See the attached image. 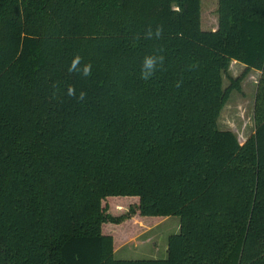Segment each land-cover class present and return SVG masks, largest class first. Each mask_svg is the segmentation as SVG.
Wrapping results in <instances>:
<instances>
[{
  "label": "trees",
  "instance_id": "obj_1",
  "mask_svg": "<svg viewBox=\"0 0 264 264\" xmlns=\"http://www.w3.org/2000/svg\"><path fill=\"white\" fill-rule=\"evenodd\" d=\"M200 15V0H0V264H264V0H219L217 30ZM233 61L262 72L243 145L218 125ZM171 216L166 259H115L105 224Z\"/></svg>",
  "mask_w": 264,
  "mask_h": 264
},
{
  "label": "rangeland",
  "instance_id": "obj_2",
  "mask_svg": "<svg viewBox=\"0 0 264 264\" xmlns=\"http://www.w3.org/2000/svg\"><path fill=\"white\" fill-rule=\"evenodd\" d=\"M201 4V28L204 31L217 30L219 22V0H200ZM230 76L233 79L241 77V90L233 91L226 103L218 125L221 130L233 131L243 145L256 131V101L260 89L262 72L257 70H247L244 65L238 62H232ZM230 85V80L224 77V87ZM115 202V199H113ZM131 200L129 204L136 203ZM128 204V205H129ZM108 209L110 208L109 204ZM127 205V206H128ZM113 211L114 215H121L128 210ZM130 206V205H129ZM133 206V205H132ZM146 225H151L149 230L140 228L139 222L122 226L114 224H105L103 233L112 235L116 239L117 248L115 250L116 260H161L168 257V239L172 235L180 233L181 221L177 216L166 218L147 219L140 217ZM135 233L134 238L120 245V237L125 232Z\"/></svg>",
  "mask_w": 264,
  "mask_h": 264
},
{
  "label": "clouds",
  "instance_id": "obj_3",
  "mask_svg": "<svg viewBox=\"0 0 264 264\" xmlns=\"http://www.w3.org/2000/svg\"><path fill=\"white\" fill-rule=\"evenodd\" d=\"M80 63H81V58L79 56H77L72 62V66H71L70 71L79 70L78 69V65H80ZM156 63H157V58H155V57H146L145 58L144 64H143V68H142V77L144 79H148L152 75V73H153V71L155 69ZM82 73L85 76L90 75L91 74V65L84 66V68L82 69ZM68 94L70 96H74L75 95V90L70 87L69 90H68ZM84 97H85V94L82 92L80 94L79 99L83 100Z\"/></svg>",
  "mask_w": 264,
  "mask_h": 264
},
{
  "label": "crops",
  "instance_id": "obj_4",
  "mask_svg": "<svg viewBox=\"0 0 264 264\" xmlns=\"http://www.w3.org/2000/svg\"><path fill=\"white\" fill-rule=\"evenodd\" d=\"M233 62H236V61H233ZM243 65V64H242ZM168 250V249H167Z\"/></svg>",
  "mask_w": 264,
  "mask_h": 264
}]
</instances>
